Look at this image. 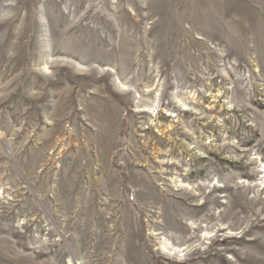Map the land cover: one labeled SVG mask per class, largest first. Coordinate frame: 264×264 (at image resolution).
<instances>
[{
	"label": "rangeland",
	"instance_id": "obj_1",
	"mask_svg": "<svg viewBox=\"0 0 264 264\" xmlns=\"http://www.w3.org/2000/svg\"><path fill=\"white\" fill-rule=\"evenodd\" d=\"M0 264H264V0H0Z\"/></svg>",
	"mask_w": 264,
	"mask_h": 264
},
{
	"label": "bare ground",
	"instance_id": "obj_2",
	"mask_svg": "<svg viewBox=\"0 0 264 264\" xmlns=\"http://www.w3.org/2000/svg\"><path fill=\"white\" fill-rule=\"evenodd\" d=\"M47 69V68H46ZM204 237H206V236H204Z\"/></svg>",
	"mask_w": 264,
	"mask_h": 264
}]
</instances>
